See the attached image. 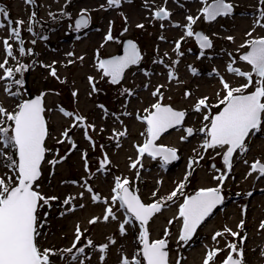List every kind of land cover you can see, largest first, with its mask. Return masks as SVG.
<instances>
[{
    "label": "rangeland",
    "instance_id": "1",
    "mask_svg": "<svg viewBox=\"0 0 264 264\" xmlns=\"http://www.w3.org/2000/svg\"><path fill=\"white\" fill-rule=\"evenodd\" d=\"M106 3L107 0H67V3L66 0H31V2L29 0H0V7L7 9L12 21L17 19L24 21L21 25L24 47L34 49L33 54L20 56L18 42L11 38L8 27H0V60L5 55L3 41L8 38V42L13 45L15 55L29 65L23 74L25 97L28 96V92L38 94L44 91L46 92L44 99L48 108L63 105L69 110L79 111L90 122L97 125V130L91 132L96 140L97 147L95 149L91 148L89 142L85 140L82 129L72 128L70 135L76 142L77 149L67 152L70 147L69 143L63 142L57 145L56 141L61 131L69 126L70 118L60 113L58 108L45 113L51 132L50 137L47 138V146L50 148L58 146L60 153H67V156L64 161L55 166L54 172L48 163L42 165L41 190L49 195H56L61 201L69 193L84 191L85 195L82 199L78 196L75 199V203L77 205L82 204L83 207H77L63 217L58 214L62 211L59 201H53L54 206L51 209L46 206L42 209V211H49L50 215L46 218L48 223L44 226L46 237L39 240L40 245L56 248L69 246L74 238V228L78 223L82 229L87 230L81 237L82 241L84 237L90 236L94 243L98 244L105 242L108 236L115 235L116 242L109 246L106 264H117L121 249L129 254L134 249L136 241L133 238V229L129 228L128 232L121 236L117 221L110 219L108 222L100 220L89 223L91 216L103 215L105 205L102 202L93 203L90 194L81 186L82 178L86 176L81 152L84 149L88 150L89 166L92 169L89 182L94 186V190L102 196H110V189L113 186L111 177L113 175L135 177L136 170L129 168L128 158H135L134 142H142L140 133L143 131L144 125L134 117L122 115L121 119L128 127V136L120 140L119 147L116 146V141L110 138V130L113 127H120V124L115 122V118L111 116L104 119L98 104L103 103L109 110L122 113L121 104L125 97L118 91L119 85H112L107 81V78L100 77L94 66L96 50L99 49L102 57L113 55L120 51L122 41L126 39L135 40L144 55L141 65L132 66L127 70L123 80L124 86L132 88L138 93V95L130 98L128 111L133 112L139 109L142 114L143 108L153 99L150 96L152 88L163 85L161 88L164 97L163 102L170 103L176 108L187 109L188 114L184 123L199 127L201 117L192 111L191 105L195 98L200 95H207L210 99H215V94L221 87L218 78L210 75L212 68L219 69L220 73L224 74L226 79L233 84L243 82L242 78L233 76L226 71V63L229 60L228 53H232V56H238L236 49L240 45L236 38L246 39L245 33L253 27L258 0H232L233 13L218 17L211 22L204 21L201 16L194 23L193 28L210 35L214 47L205 49V54L201 56L195 38L186 36L181 42L183 55L175 65L178 77L171 81L167 79L168 69L166 65L176 59L173 42L183 34L182 29L172 26L167 19L164 21L153 19L149 15L151 8L146 7L144 2L141 4L138 3V0H122L120 6L100 7ZM164 3L165 0H149L152 8ZM201 6V0L196 5L191 6H189L188 0H167L166 3V7L171 10V19L181 23L186 22L185 16L188 13L195 15ZM62 8L71 13V17L63 16L60 12ZM81 8L89 10L90 23L87 27L77 31L74 28V20L80 14ZM243 10H251L252 15L242 19L241 16L247 14ZM33 12L36 13L34 18H32ZM141 13L144 16L139 15ZM125 17H127L126 20ZM110 22L112 35L118 39L109 40L102 45ZM161 23L165 24L164 28H161ZM140 24L143 26L138 27ZM70 25L72 26L70 27ZM29 26L32 27L31 32L28 31ZM125 27L126 31L124 30ZM229 35L235 38L234 41L226 39ZM252 35H264V28L257 26ZM160 37H164V39H160ZM110 43L114 44L113 48L108 47ZM157 49L159 56L164 59V64L153 63ZM244 50L241 48V51ZM165 52L168 53L167 56L164 55ZM67 53H73V55H67ZM81 56L83 59H78ZM69 60L71 63H66ZM41 61L43 63H40ZM53 61L56 63L53 64ZM12 63L14 61L9 58V64ZM49 65L56 69L59 79L51 75L49 67H47ZM187 65L196 67L198 73L193 75ZM238 66L244 70L249 69L246 62L238 61ZM138 68H147L154 74L148 77L144 72L138 71ZM89 75L96 77L95 84L98 91H93L88 80ZM144 83H149L148 89L141 87ZM74 89L77 90L75 97L72 95ZM185 89H190L192 95L185 97L183 94ZM90 92L91 95H89ZM0 103L9 109L14 103L13 99L4 93L3 81H0ZM215 110L214 107L213 111ZM101 124L105 125L103 132L99 131ZM181 135H184L183 130L176 129L162 135L158 141L178 148V163L168 164L167 167L161 168L158 161L148 158L147 155L143 158L144 167L140 169L139 180H134V183L139 187L140 195L146 202L153 199L151 193L154 189L158 188V196L170 192L176 183L183 178L185 171L188 170V157L194 155L192 149L197 147L200 136L193 134L188 140L181 141L179 139ZM246 140L249 144V150L246 154L235 155L232 170L228 173L222 186L223 195L228 199V203L219 209L187 243L181 242L178 246L179 221H174L169 226V249L172 264H175L177 258H180L181 264H202L207 250L206 245L222 249L216 254L212 262V264H220L228 252V249L224 247L226 240L238 239L227 233L217 238L219 244L211 239L213 233L225 225L239 231L241 235L246 234V239L242 245L243 258L246 264H264V255H262L264 253V229L259 227L260 223L264 221V177L257 178V172L248 174L251 161L259 157L261 162H264V131ZM100 145L104 147L101 148ZM102 152H107L111 160L107 175L96 172V166ZM245 160L249 163H245ZM213 162L217 168H223L221 156L212 158V150L209 149L203 154V159L193 166L192 174L185 188L186 193H190L199 187L213 186L218 182L213 179L215 175L211 168ZM4 172L5 169L0 168V174ZM72 180H81V184H72ZM158 180L162 182L157 184ZM174 199L177 203L166 202L168 207L164 208L149 222L151 238L162 236L166 221L176 213L177 205L182 197ZM117 215L123 219L121 213H117ZM241 219L245 221L244 227L237 229L236 225ZM88 251H93V255L86 260V264H100L98 252L91 248H88ZM234 255L236 254L234 253Z\"/></svg>",
    "mask_w": 264,
    "mask_h": 264
},
{
    "label": "snow or ice",
    "instance_id": "2",
    "mask_svg": "<svg viewBox=\"0 0 264 264\" xmlns=\"http://www.w3.org/2000/svg\"><path fill=\"white\" fill-rule=\"evenodd\" d=\"M31 2V0H29ZM202 6L198 8L195 15L188 13L185 16L184 23L171 19V10L166 7L167 0L155 8L149 4V0H144L146 7L151 8L149 15L153 19L164 21L169 20L171 25L182 29L183 34L174 40V49L176 59L167 64V79L169 81L178 77L175 71V65L183 55L181 52V42L185 37H194L200 49V55L203 56L205 49L214 47L210 35L202 30H194V23L202 16L204 21H214L218 17L227 16L234 11L232 0H201ZM67 3V0H66ZM122 0H107L106 5L100 7L120 6ZM63 16L71 17V13L60 9ZM51 15V13H50ZM36 13H32V18ZM127 17H125V20ZM23 20L17 19L12 21L7 9L0 7V27H8L11 38L18 42V51L20 56L33 54V48H25L24 40L21 36V25ZM90 23L89 10L81 8L80 14L75 18L74 27L77 31L85 28ZM72 25H70L71 27ZM140 24L138 27H142ZM264 28V0H258L256 17L253 20V27L246 33V39L237 47L238 56H232L228 53L229 60L226 63V71L236 77L242 78L243 82L233 84L226 79L225 75L220 73L219 69L213 67L210 75H214L219 80L220 89L215 94V99H210L207 95H200L195 98L191 105L192 111L199 114L201 123L199 127L186 125L184 123L188 110L176 108L170 103L163 102V85H157L152 88L150 96L153 98L148 105L141 110L133 112L128 111L130 98L138 93L127 86L123 85L126 72L132 66L141 65L143 53L137 42L133 39L122 41V50L109 56H101L99 49L96 50L94 66L101 78H107L112 85H119L118 91L125 97L121 104L122 113L109 110L103 103L98 104L102 110V116L107 119L109 116L115 118V122L120 127H113L109 136L116 141L119 147L120 140L128 136V127L121 119L122 115L134 117L144 125L140 133L141 141H135L136 150L135 158L129 157V168L135 169V177L129 175H113L111 177L113 186L110 189V196H102L94 190V186L89 182L92 176V169L89 166L88 150L81 152V158L84 161L83 167L86 170V176L82 178V187L90 194L93 203L102 202L105 205L102 216H91L89 223L100 220L108 222L110 219L118 222V230L121 236L128 232L129 228L133 229V238L136 241L131 254L121 249V254L117 264H172L169 258L170 249L168 248L170 229L169 226L174 221H179V230L177 236L178 246L181 242L187 243L197 232L198 227L206 218L210 217L214 209L224 202L222 186L225 178L232 170L234 154H246L249 150V144L246 138L264 131V35L253 36L252 32L256 27ZM165 24L161 23V28ZM127 30L126 27L124 29ZM28 31H32L29 26ZM46 39V37H44ZM111 31V22L109 29L105 33L104 42L117 40ZM164 39V37H160ZM229 41H234V37H226ZM35 43V41H32ZM5 55L0 60V81H3L4 93L14 101L11 109L0 103V168L5 169L0 174V264H86L90 259L93 251L98 252L100 264H106V257L110 244L116 242L115 235H110L105 242L94 243L90 236H84L86 229H82L79 224L74 228V238L67 247H42L39 243L41 238L46 237L45 224L48 223L49 211H42L45 206L51 209L53 201H59L62 211L58 214L63 217L66 213L74 211L77 207L76 197L81 199L85 192L67 194L62 201L56 195H49L43 192L40 181L43 179L42 165L48 163L52 166V172L55 166L66 159L67 153L61 154L59 147L50 148L47 146V138L51 132L48 126L46 112L57 110L65 117L70 118V124L64 128L56 141L57 145L67 142L70 147L67 152L77 149V144L70 135L72 128H79L83 131V136L89 142L93 149L97 147L96 140L91 134L97 130V125L90 122L88 118L79 111L69 110L63 105L48 108L45 103L46 92L42 91L34 96H24L23 85L25 84L24 72L29 65L13 51V45L8 42V38L3 41ZM244 48V51H241ZM73 55V53H67ZM168 55L167 52L164 54ZM9 58L14 63L9 64ZM83 59V57H78ZM239 62H246L249 65L248 70L238 66ZM40 63H43L42 61ZM53 64L56 61L52 62ZM62 63H65L62 61ZM66 63H71L67 61ZM153 63L164 64L163 57L157 55ZM49 67L52 76H57V71L52 66ZM189 71L195 75L198 69L193 65H187ZM138 71L144 72L148 77L154 73L147 68H138ZM88 80L92 85L93 91L96 88V77L89 75ZM143 89L149 88V83L141 86ZM92 93L90 92L89 95ZM184 96L192 95L190 89H185ZM72 95H77V90H72ZM216 108L213 111V108ZM105 125L99 126V131L103 132ZM169 129H181L184 135L179 139L188 140L193 134L200 136L197 147L193 148L194 155L188 157L187 171L175 187L164 195H157V189L151 193L153 199L145 201L140 195V189L135 181L139 180L140 169L144 167L143 158L156 160L161 168L167 167L171 161L179 158L178 148L173 145L158 142L162 134ZM103 148V145H100ZM212 150V158L221 156L223 168H217L215 163L212 164V170L215 175L213 179L218 182L213 186L199 187L190 193L185 192L189 177L195 164L203 159V154L207 150ZM199 150V151H198ZM51 154V155H49ZM245 163L249 161L245 160ZM111 165L110 157L107 152L101 153V158L96 166L97 173L108 174ZM227 169V171H224ZM257 172V178L264 177V162L259 157L251 161L248 174ZM51 174V173H50ZM162 181H157V184ZM72 184H81V180H72ZM177 197L182 200L177 205L176 213L166 221L163 235L158 238H150L149 222L159 214L168 203H177ZM121 213L123 219L117 215ZM244 219L239 220L236 225L237 229L244 227ZM264 229V221L259 225ZM224 233L230 234L237 240L227 239L224 247L228 249L227 255L220 261V264H246L243 258V243L246 234L241 235L239 231L225 225L222 229L216 230L211 239L219 244L218 237ZM206 254L202 264H212L216 254L222 251L220 247L207 246ZM234 253L236 255H234ZM264 255V253H262ZM175 264H181L180 258H177Z\"/></svg>",
    "mask_w": 264,
    "mask_h": 264
},
{
    "label": "bare ground",
    "instance_id": "3",
    "mask_svg": "<svg viewBox=\"0 0 264 264\" xmlns=\"http://www.w3.org/2000/svg\"><path fill=\"white\" fill-rule=\"evenodd\" d=\"M143 0H138V3H141V4H143ZM188 2H189V6H191V5H196V3H198L199 2V0H188ZM186 6V5H185ZM243 12H246L247 14L246 15H242L241 16V18L242 19H246L247 18V16H251L252 14V11L251 10H243ZM139 15H141V16H144L142 13L141 14H139ZM244 40V38H236V41L237 42H239V45H241L242 44V41ZM113 46H114V44H112V43H110L109 44V48H113ZM148 167V166H147ZM145 168H146V166H145ZM210 240V239H209Z\"/></svg>",
    "mask_w": 264,
    "mask_h": 264
},
{
    "label": "water",
    "instance_id": "4",
    "mask_svg": "<svg viewBox=\"0 0 264 264\" xmlns=\"http://www.w3.org/2000/svg\"><path fill=\"white\" fill-rule=\"evenodd\" d=\"M74 21H75V20H74ZM74 28H75V27H74ZM82 29H83V28H82ZM126 40H127V39H126ZM121 50H122V47H121L120 51H121ZM120 51H119V52H120ZM26 83H27V82H26ZM27 88H28V87H27ZM34 95H36V94H33V93H31V92H28V96H34ZM171 131H173V130H172V129H169V130H168L166 133H164V134L170 133ZM164 134H162V135H164ZM246 139H247V138H246ZM234 155H236V154H234ZM175 161H176V160H175ZM175 161H171L170 163H173V162H175ZM170 163H169V164H170ZM212 164H213V163H212ZM211 166H212V165H211ZM211 168H212V167H211ZM223 203H224V202H223ZM223 203H222V204H223ZM222 204H221V205H222ZM221 205H218V206H217V209H214L212 214H215V213L220 209ZM212 214L210 215V217L206 218V220H205L204 222H206L207 220H209L210 218H212ZM204 222H202V224H203ZM202 224H201V225H202ZM200 227H201V226L198 227V230H199ZM198 230H197V231H198ZM196 233H197V232H196ZM196 233H195V234H196ZM195 234H194V236H195ZM150 238H151V237H150ZM168 248H169V244H168ZM169 257H170V255H169Z\"/></svg>",
    "mask_w": 264,
    "mask_h": 264
},
{
    "label": "flooded vegetation",
    "instance_id": "5",
    "mask_svg": "<svg viewBox=\"0 0 264 264\" xmlns=\"http://www.w3.org/2000/svg\"><path fill=\"white\" fill-rule=\"evenodd\" d=\"M176 163H178V161Z\"/></svg>",
    "mask_w": 264,
    "mask_h": 264
}]
</instances>
